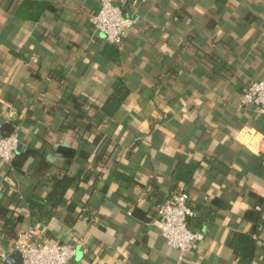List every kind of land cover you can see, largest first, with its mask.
Returning <instances> with one entry per match:
<instances>
[{"label": "crops", "instance_id": "obj_1", "mask_svg": "<svg viewBox=\"0 0 264 264\" xmlns=\"http://www.w3.org/2000/svg\"><path fill=\"white\" fill-rule=\"evenodd\" d=\"M100 1L0 0V123L20 138L0 158V264L25 230L77 244L70 264H264V114L241 103L264 77V0H126L121 45L89 21ZM65 175L59 203L30 207ZM182 191L205 236L180 259L157 212Z\"/></svg>", "mask_w": 264, "mask_h": 264}, {"label": "built area", "instance_id": "obj_2", "mask_svg": "<svg viewBox=\"0 0 264 264\" xmlns=\"http://www.w3.org/2000/svg\"><path fill=\"white\" fill-rule=\"evenodd\" d=\"M126 0H101L100 7L90 15L93 29L101 33L108 42L121 45L126 33L137 23L135 16L127 15L121 4ZM145 0H134L133 4ZM243 106L255 104L264 114V77L251 81L243 92ZM20 145V138L15 134H5L0 123V158L12 163ZM194 214L189 205V194L186 191L173 193L159 206L157 218L161 234L172 248L182 254L188 248H196L204 239V232L193 230L189 217ZM18 250L22 255L21 264H70L77 254V244H63L39 241L30 230L21 231L8 252L1 253L6 259L9 253Z\"/></svg>", "mask_w": 264, "mask_h": 264}, {"label": "trees", "instance_id": "obj_3", "mask_svg": "<svg viewBox=\"0 0 264 264\" xmlns=\"http://www.w3.org/2000/svg\"><path fill=\"white\" fill-rule=\"evenodd\" d=\"M115 88V93L110 96V98L104 105L105 110L109 113H112V109H117L121 105L123 96L128 91V89L122 82L117 83ZM124 89H126V92L122 93ZM73 181L74 179L68 175L56 177L54 179L51 191L45 198L38 193L33 194L29 201L30 207L41 208L42 202H50L53 204L59 203L60 200L64 197L67 189L73 184ZM233 246L239 252L241 260H252L256 248V242L254 238L246 234H240L238 242H233Z\"/></svg>", "mask_w": 264, "mask_h": 264}, {"label": "water", "instance_id": "obj_4", "mask_svg": "<svg viewBox=\"0 0 264 264\" xmlns=\"http://www.w3.org/2000/svg\"><path fill=\"white\" fill-rule=\"evenodd\" d=\"M9 259L12 260V261H9L10 264H21L22 263V255H21V253L18 250L14 251L10 255Z\"/></svg>", "mask_w": 264, "mask_h": 264}]
</instances>
